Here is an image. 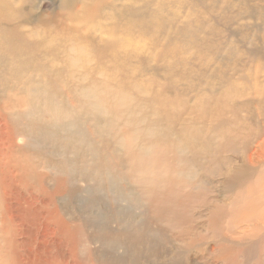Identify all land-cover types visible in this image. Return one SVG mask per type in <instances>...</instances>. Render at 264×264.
<instances>
[{"label": "rangeland", "instance_id": "1", "mask_svg": "<svg viewBox=\"0 0 264 264\" xmlns=\"http://www.w3.org/2000/svg\"><path fill=\"white\" fill-rule=\"evenodd\" d=\"M96 1L23 0L21 5L17 2L11 21L5 16L11 13L9 0H0V264H92L94 253L95 257H104L109 250L105 252L94 241L88 242L91 250L87 251L86 241L75 242L61 223H54V210L59 212L58 218L73 217L68 221L93 237L104 232H99L94 223L87 226L90 216L97 218L99 214L100 222L108 220L99 211L100 206L111 209L125 205L135 213L140 211L126 198L117 201L115 191L120 187H107L83 172L97 165L87 155L85 142L79 145L81 152L73 156L75 142L58 140L55 131L41 120L46 111L56 112L48 109L50 102L62 107L63 97L52 88L54 76L45 77L48 70L37 72L48 62L49 57L40 63L52 49L51 43L62 39L48 26L57 18L68 23L67 13L72 11L71 28L83 25L81 34L88 27L93 29V25L83 23L89 21V15L85 16ZM116 5L124 9L126 27L122 36L141 42L137 54L130 47L122 50L128 83L137 79L150 84L148 80L156 78L160 85H168L166 95L182 115L179 123L189 119L196 134L206 140L199 150L207 149L211 161L200 173L205 193L203 190L198 194L200 199L186 208L190 210H186L188 219L173 230L162 227L166 232L163 239L168 238L162 240L167 243L160 242L165 248L150 244L141 253L144 258L137 255L135 259L134 255L133 263L127 257V264H264V187L255 183L256 189L250 194L253 200L243 192L258 173H264V0H116ZM58 65L66 70V65L60 64L50 70ZM173 67L174 74L166 71ZM36 77L50 86L44 99L28 90ZM23 81L29 84L27 88L22 86ZM65 83L55 79L57 87ZM154 88L158 89L157 84ZM216 129L240 132L245 141H211ZM24 137L36 142L30 144ZM59 182L62 189L57 191ZM76 190L79 195L72 196ZM30 194L40 201L33 206L40 215L36 220L22 217ZM244 194L253 202L249 212L244 211L247 205L238 201ZM22 196L27 199L23 197L22 201ZM125 200L131 205L124 204ZM240 242L253 247V254L233 255V245ZM167 250L185 253L166 263L161 257L155 258ZM140 258L144 260L137 261Z\"/></svg>", "mask_w": 264, "mask_h": 264}, {"label": "bare ground", "instance_id": "2", "mask_svg": "<svg viewBox=\"0 0 264 264\" xmlns=\"http://www.w3.org/2000/svg\"><path fill=\"white\" fill-rule=\"evenodd\" d=\"M9 2L10 12L13 13L6 14L5 16L8 15L7 17H9L6 20H11L12 17H15L14 11L16 10L17 2H20L21 5L23 0H9ZM117 5L116 0L111 1V3L108 0H97L96 4L89 8L85 16L89 15L87 17L89 21L83 23L93 25L94 30L88 27L86 29L87 32L83 34L79 32L82 30L83 25L71 28V24H69V22H73L75 15L72 11L67 13L70 18L68 23L58 18L52 22L48 26L50 32L54 35L62 36V39L56 43H51L52 49H48V56L42 57L40 61L42 64L46 61L45 58L49 57L48 64L46 63V65L40 67V70H37L38 73L39 71L48 70V74L44 73L45 77L54 76L52 88L54 92H60L63 96L61 99L62 107H54L51 102L48 104V109L56 112L50 113L46 111L44 113V117L42 116L41 118L44 125L51 127L55 131L58 140L75 142L76 146L73 147L74 150L71 152L73 156H77V153L81 152L80 148L82 147L79 145L85 142L87 155L96 160L97 165H91L90 169L83 170V172L85 174L86 172L89 173L90 176L98 179L100 183H106L107 187H120V191H115L117 201H122L124 200L123 198H126L136 206V209L138 206L140 208L139 213H135L136 211L133 212V209L130 208L131 206L120 205L112 207L113 209H108V206H100L99 211L106 215L108 220L100 222L98 214L99 218L90 216L86 223L88 227L94 223L99 232H104L103 234L96 231L99 233L97 237L95 235L94 237L88 236L82 229L78 231L72 225V221H68L69 219L72 220L73 217L58 218L59 212L54 210V223H61L64 231L71 235L75 242L86 241L87 251L91 250L88 242L91 244L93 242L94 244V241L99 242L104 247V250H109L104 257L101 255L95 257L96 253L93 252L94 262L92 264H127V261H129L127 257H130L133 262L134 255H136L135 259H137V255L142 256L143 254L141 253L145 252L148 245L157 249L160 246L164 247L160 242H165L168 239L167 237H165V239L167 238L166 240L163 239L165 227L171 230L178 225L180 226V222H185L184 219H188L186 210L189 209L186 208L197 200L198 194L202 193L205 188V184L200 178L203 165H208L211 162L207 155V149L204 152L199 150L200 145L206 143L204 137L196 134L195 127L189 123V119L179 123L182 115L177 114L175 101L166 95L168 85H160L156 78L148 80L150 84L147 81H142L141 84V81L137 79L128 83V77L122 63V55L125 57L126 55L122 50L124 47H130L137 54L139 51L138 45L141 42L125 40L122 36L126 27L124 13L122 12L124 9H121L123 6L119 9ZM15 26L17 25L15 24ZM58 43L61 44L54 48L55 44L57 45ZM124 61L129 62L130 60ZM54 64L66 65V70H60L58 65V68L55 69L54 67L53 71H51L50 68ZM174 68L166 71L174 74ZM37 75L40 76L39 74ZM55 79L66 80V83L63 87H57ZM31 84L28 88L29 92L34 95L38 94L40 97H43L50 87L49 84L47 86L46 83L41 82L37 77ZM155 84L158 86L157 90L154 88ZM23 85L27 88L29 84L23 81ZM20 99L19 101H21ZM22 106L20 107L23 108ZM36 106L38 107V103ZM34 116L37 117L35 114ZM19 126L21 127V125ZM24 138L26 139L27 137ZM211 138V141L225 144H230L231 142L236 144L245 141L244 134L240 137V132H233L227 129L213 130ZM28 141L30 144L36 142ZM227 146L230 147V145ZM83 159H86V156ZM27 163L30 164V161ZM30 166L32 167L31 164ZM24 169H27V166ZM63 172L67 176L68 173ZM79 177H82V174ZM68 181L66 180V183L70 184ZM255 183H257V186L262 184L263 189L264 173H258L255 181L248 184L245 189L243 188V192H246L245 194H249L251 197L250 194L254 193L256 189L254 187ZM58 186L57 191L62 189L60 182ZM99 186L101 187V185ZM259 188H261L260 185ZM5 189L3 190L6 192ZM5 192L3 195L6 194ZM260 192L262 193V190ZM77 194L79 195L77 190L71 193L72 196ZM245 194L238 197V201H241L245 206L247 205L246 207L243 206L244 211L249 212L253 199L251 197L250 203V197L246 198ZM8 195H6L7 198L10 197ZM90 195H92V192ZM90 195L88 197H91ZM23 197L22 201H24ZM24 198L27 199L26 197ZM28 198L25 201L27 207L22 208V212L24 211L22 217L26 219H31L32 217L33 220H36L40 215L37 210L33 209V206L38 202L40 203V201L35 196H31V194ZM116 199L114 198V200ZM126 202L128 201L125 200L124 204ZM128 203L126 206H128ZM129 205L131 204L129 203ZM111 217H113V220H110ZM53 232L55 233L56 229ZM150 244L152 245L150 246ZM260 244L261 246L263 245V243ZM233 246L234 248L232 249L234 250L231 251L233 255L236 253L243 255L253 254L254 248L242 246L241 242ZM120 250H124L123 253H119ZM160 251L162 250L160 249ZM165 251L161 254L157 253L156 256L154 255L155 253L153 255L155 258L161 257V260L166 263L169 258H178L185 253ZM146 255L148 254L146 253ZM142 258L144 257L142 256Z\"/></svg>", "mask_w": 264, "mask_h": 264}]
</instances>
